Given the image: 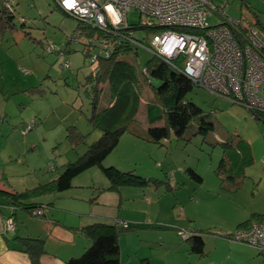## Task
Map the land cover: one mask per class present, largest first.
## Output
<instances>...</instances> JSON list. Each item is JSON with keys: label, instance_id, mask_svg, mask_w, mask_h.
I'll return each mask as SVG.
<instances>
[{"label": "rangeland", "instance_id": "rangeland-1", "mask_svg": "<svg viewBox=\"0 0 264 264\" xmlns=\"http://www.w3.org/2000/svg\"><path fill=\"white\" fill-rule=\"evenodd\" d=\"M6 1L13 4L15 14L12 29L3 30L0 26V151L10 150L4 145L7 137H11V143L22 144L25 152L22 159L15 157L6 166L15 170L36 166L50 182L63 171L64 165L78 160V154H84L101 137V131L89 122L90 102L83 86L92 72L90 58L84 54L89 39L73 40L74 35L80 33L77 30L80 22L66 15L54 0ZM213 2L229 19L244 25L256 24L259 20L264 25V0ZM140 20L144 18L140 19L134 9L129 14L130 23L138 24ZM224 22L217 13L208 20L210 26ZM51 45L62 52H48L47 47ZM99 51L100 47L94 44L92 54ZM153 58L144 48H138L131 55L141 69ZM66 62L70 68L63 67ZM158 86L157 81L145 84L143 105L136 122L103 163L105 167L134 172L148 180L158 179L155 183H163L160 180L167 183L157 190L152 186L120 188L125 198L122 214L145 224L135 225L139 230L122 237L120 264H139L144 258L151 259L153 264H161V261L164 264H204L205 258L193 254L190 244L178 233L188 227L170 222L176 221L177 216L183 217L184 208L199 226L213 221L214 224L226 223L232 210L241 207L253 215L264 216V116L257 117L248 108L195 86L188 98L202 109L214 130L202 135L200 124L193 122L182 138L171 132L166 142L157 144L149 141L145 104L152 102L154 88ZM158 126H165V120ZM70 127L85 133L84 141L77 146H72L66 138ZM27 128L30 130L24 134ZM30 139L34 140L35 147L27 152L26 144ZM240 140L250 144L254 163L245 168L242 179L230 180L229 166L227 163L223 166L225 151L221 144L236 147ZM237 150L235 148L234 152ZM2 163L0 158V166H4ZM49 164L56 169L51 171ZM189 170L195 171L203 181L193 179ZM168 180L174 189L168 185ZM108 184L102 170L94 167L78 176L71 190L46 196L41 201L58 206L66 201L64 197L75 193L82 212L98 207L110 214L116 212L109 205L111 196L104 198L107 204H92L100 200L98 196ZM157 197L158 205L149 206L148 202ZM198 202L202 203L199 207L187 209V204ZM234 242L243 245L238 253L247 256L246 264H264L263 253Z\"/></svg>", "mask_w": 264, "mask_h": 264}, {"label": "trees", "instance_id": "trees-1", "mask_svg": "<svg viewBox=\"0 0 264 264\" xmlns=\"http://www.w3.org/2000/svg\"><path fill=\"white\" fill-rule=\"evenodd\" d=\"M6 3L7 1L0 0V26L3 30L14 27L15 11L11 12L6 7ZM250 26L258 29L264 35V25L259 20ZM159 29L157 26L148 27L139 22L138 24L130 23L127 28L102 31L80 22L78 26L80 39H89L84 49L86 58L93 55L92 39L98 40L97 45L100 50L102 46L99 41L102 39L108 40L111 46V49H108V54H97L98 66L85 78L83 85L84 93L90 102L89 122L94 128L101 131V137L90 145L77 161L64 166L63 172L57 179L24 192L0 191V197L2 196L11 206L32 211L43 206L35 202L36 200L70 190L73 187V181L78 176L94 167H99L111 183L107 191H119L121 187L125 186H149L152 183L151 180L138 176L134 172H122L113 166H103L104 161L119 145L121 137L136 122L142 106L143 89L147 82L150 85L153 81L159 83V86L154 88L152 102H148L146 105L148 122L153 126L165 120V126H154L147 131L152 142L164 143L171 132L178 138H182L193 122L200 124L199 133L202 135L214 130V126L207 123L206 115L202 109L188 98L195 86L186 76L175 69L171 65L172 63L153 58L146 68L141 69L131 59V55L140 48L135 41L146 40L139 34L150 36L157 34ZM175 61L174 64L180 67L181 64L175 63ZM145 69L146 72H144ZM254 115L264 116V114L255 112ZM66 132V138L72 146H77L79 142L84 141V135L77 128L70 127ZM221 146L225 151L223 166H226V163L229 166V179H242L245 176V168L254 163L250 144L240 140L236 147L227 143H222ZM235 148L238 149L236 152H234ZM188 173L197 182L203 181L195 171L189 170ZM262 218L264 216L254 214L239 228H247ZM82 231L92 241V244L81 257L72 258L66 264H120L119 240L124 234L131 231L129 226L124 227L122 223H97L85 227ZM189 238L192 252L203 255L205 247L203 238L197 235ZM22 243L31 264H41V258L46 253L44 241L25 238L22 239ZM140 264H150V262L144 259L140 261Z\"/></svg>", "mask_w": 264, "mask_h": 264}, {"label": "built area", "instance_id": "built-area-1", "mask_svg": "<svg viewBox=\"0 0 264 264\" xmlns=\"http://www.w3.org/2000/svg\"><path fill=\"white\" fill-rule=\"evenodd\" d=\"M69 16L102 31L127 28L129 14L136 9L144 26L159 27L154 35L135 41L154 58L171 64L194 86L217 97L264 114V35L250 25L229 19L213 0H54ZM6 7L13 12L14 6ZM217 13L223 24L210 26L208 20ZM133 35V34H132ZM81 38L80 33L73 40ZM96 38L91 43L97 44ZM100 54L111 49L108 40L99 41ZM50 53H61L56 46H48ZM178 60V61H175ZM179 62L180 67L174 64ZM92 70L98 66V55L90 57ZM64 68H70L66 62ZM146 72V69L144 70ZM27 128L24 134L28 133ZM46 206L31 211L33 217L46 215ZM124 227L127 224L122 223ZM15 229L12 217L6 220V232ZM179 234L187 239L184 231ZM229 239L256 248L264 254V218L247 228H239Z\"/></svg>", "mask_w": 264, "mask_h": 264}, {"label": "crops", "instance_id": "crops-1", "mask_svg": "<svg viewBox=\"0 0 264 264\" xmlns=\"http://www.w3.org/2000/svg\"><path fill=\"white\" fill-rule=\"evenodd\" d=\"M41 94L43 95L44 93L41 92ZM147 103L145 105H147ZM141 105H143V100ZM146 120L148 122V119ZM148 124L149 127L146 129V131H148L151 127L154 126L163 127L158 126V123L154 124L153 126H151L149 122ZM79 132L82 135L85 134L81 130H79ZM34 143V140H29V142L26 144V147L28 148L27 152H29L31 147H35ZM4 146L10 147V150L6 151L5 149H2L0 151V158L3 159V163L1 165H4L0 166V191L24 192L26 190L34 189L35 187H38L41 184L43 185L49 183L47 182V180H45L46 178L44 177L43 173H39L36 170V166L33 169H29V167H26V169L21 168L18 170L8 168L9 166L6 165L8 163H11L10 161H13L15 157L22 159V155L25 150L22 144H15V142L11 143V137H7ZM82 155L78 154L77 159H79ZM49 165V169L51 171H53V169H56V166H54L53 164ZM59 175L53 180L57 179ZM149 180L152 181L149 186H152L156 190L162 185H167V183L162 180H160L161 182H163L161 184L154 182L158 179L149 178ZM167 182L168 185L172 189H174L173 184H171L169 180ZM110 186L111 183L109 182L107 188L104 189L102 193H100V196H98V199L100 200L97 203H92L93 206L107 204V202L104 201V198H106V196H111L109 199V205H111V207H113L116 212L110 214L103 213L102 211L97 209L98 207H95L94 209H91L88 212H82L83 210L82 208H80V201L78 200L79 196L74 195L75 193H71V195L64 197V200L66 201H64V203L58 206H56V204L54 203L45 204L44 202H42L41 199L46 196L36 200L35 202L39 203L40 205L46 207L49 205V207H47L45 217L37 218L31 215L30 210L16 208L14 206L9 205L7 201H5L4 198L1 196L0 264H31L29 256L24 252L22 239L25 238L40 239L44 241L46 253L41 258V264H66L72 258L81 257V255H83L84 252L91 246L92 241L88 239L82 231L87 226L97 224L99 222L108 224L125 223L128 224L129 228L131 229V231L127 233L139 230V227L135 225H145L144 222L138 221L134 218L126 217L122 214V202L125 199L123 192H120V190L119 192H105ZM59 194H52L47 196H54ZM157 199L158 197L151 200V202H148L149 206H157ZM93 201L94 200H92L91 202ZM201 204V202L187 204V209L191 206L195 208L199 207ZM252 215L253 214H251L245 208H235L234 210H232V214L229 215L230 218L228 219V221H226V223L219 224L218 222L214 224L213 221L211 224L199 226L193 218L188 216L187 211L184 208L183 217L177 216L175 217L176 221L170 223H175L176 225L188 227L185 228V230H178V233L179 231H184L189 237L197 235L203 238L205 243L204 254L198 255L196 253H192L199 256L201 259L205 258L204 264H246L247 261H245V258H247V256L245 254L240 255L238 253V250L242 249L243 245L236 244L234 241H231L226 236L234 234L242 224L246 223L251 219ZM10 217H12L15 221V229L13 231L6 232V220ZM122 237L119 240L120 252L122 250ZM189 237L187 239H184L182 237V239H184L185 242L189 243ZM224 251L225 256L222 257V253H224ZM144 259L149 260L150 264H153L151 259ZM144 259H140L139 264L140 261ZM160 263L164 264L162 261Z\"/></svg>", "mask_w": 264, "mask_h": 264}]
</instances>
